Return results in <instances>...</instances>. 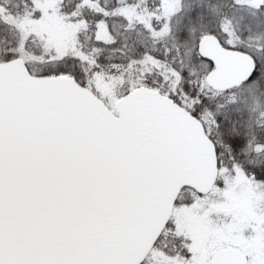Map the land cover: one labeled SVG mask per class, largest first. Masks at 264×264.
<instances>
[{"label": "snow or ice", "instance_id": "snow-or-ice-1", "mask_svg": "<svg viewBox=\"0 0 264 264\" xmlns=\"http://www.w3.org/2000/svg\"><path fill=\"white\" fill-rule=\"evenodd\" d=\"M0 264H264V0H0Z\"/></svg>", "mask_w": 264, "mask_h": 264}]
</instances>
